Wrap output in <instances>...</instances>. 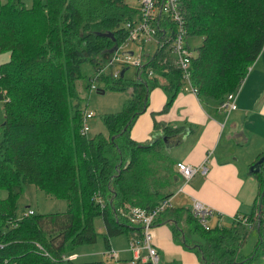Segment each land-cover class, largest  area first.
<instances>
[{
    "label": "trees",
    "instance_id": "1",
    "mask_svg": "<svg viewBox=\"0 0 264 264\" xmlns=\"http://www.w3.org/2000/svg\"><path fill=\"white\" fill-rule=\"evenodd\" d=\"M176 1L187 37H201L190 61L196 95L220 104L238 91L262 51L264 0ZM136 15L137 5L125 0H34L30 7L21 0L0 3V51L8 53L0 63V190L7 191L0 197L5 202L0 203L5 204L0 210V264H83L66 251L95 241V216L102 219L108 250L109 237L123 233L128 239L139 232V224L127 218L129 207L150 208L170 198L173 163L163 152L161 136L167 140L183 126L153 121L161 136L155 133L148 144L128 134L150 89L165 93L160 112L182 89L170 42L146 53L132 80L111 78L106 71L94 77L111 56L109 49L124 41V23ZM93 77L111 90L130 89V97L121 111L101 117L105 133L89 135L80 132L82 111L72 99L75 81ZM253 175L258 190L252 209L227 224L204 228L190 209L171 206L154 222H167L174 239L201 264H248L264 249V160ZM27 183L65 200L66 208L16 215V199ZM253 230V247L245 251ZM130 254L120 259L117 253L113 263H88L117 264L131 259Z\"/></svg>",
    "mask_w": 264,
    "mask_h": 264
},
{
    "label": "crops",
    "instance_id": "2",
    "mask_svg": "<svg viewBox=\"0 0 264 264\" xmlns=\"http://www.w3.org/2000/svg\"><path fill=\"white\" fill-rule=\"evenodd\" d=\"M259 63L260 67L255 68ZM164 101L162 89H150L146 96L147 104L134 118L128 134L133 141L148 144L155 133L161 136L160 132L153 130V121L183 126L177 135L163 141L168 156L173 154L171 207L189 209L192 201L198 200L215 211L212 215L214 224H227L222 220L229 219L230 222L233 217L248 212L251 199L257 194L258 181L254 180V191L255 188L257 190L253 195L251 183L246 182H253L251 176H255L249 172L244 175L241 167L253 163L264 153V46L236 92V108L227 115L216 102L203 103L196 94L182 89L169 108L160 112ZM179 161L191 166L203 163L206 171L204 174L195 173L183 183L175 169V163ZM152 231L160 264H201L191 249L174 239L167 222H154ZM123 235L125 242H115L114 246L110 241L113 236L108 238L110 245L119 251L120 259L131 255L127 237ZM251 246L244 249L249 251ZM248 264L263 263L255 258Z\"/></svg>",
    "mask_w": 264,
    "mask_h": 264
},
{
    "label": "built area",
    "instance_id": "3",
    "mask_svg": "<svg viewBox=\"0 0 264 264\" xmlns=\"http://www.w3.org/2000/svg\"><path fill=\"white\" fill-rule=\"evenodd\" d=\"M136 2L137 15L135 19L126 21L123 25L126 31L124 41L116 46L105 65L98 69L94 77L106 71L111 78H116L119 74V69H114L116 64H127L139 67L141 65L142 56L146 54L144 52V46L147 42L154 41L156 46L159 47L162 43L169 41L173 61L180 69L182 90L196 94V89L190 79V61L193 53L186 42L184 20L179 11L177 1L136 0ZM129 42H132L138 47L139 52L135 57H133L132 52L130 55H121L119 53ZM107 69H109V71H107ZM94 77L91 79L90 89L94 87L93 81L96 82V78ZM235 96L236 92H231L227 94L225 99L219 104V108H221L226 115L236 108ZM91 116L92 112L89 110L81 114V133H86L89 130L88 125L85 123V119ZM175 169L182 178L183 183H186L195 173L200 172L204 174L206 166L203 163L191 166L179 161L175 163ZM170 206V198H163L150 208L132 206L127 209L126 214L128 220L131 223L139 224L140 228L137 234L132 233L127 239L128 249L132 252L133 257L125 261H117V264H160L159 251L153 242L154 233L152 231V226L158 214ZM189 209L202 227L208 228L210 226L207 220L215 212L212 208L205 206L198 200H193ZM32 211V209L27 208L23 214L32 213ZM106 254L116 260V250L110 248L106 250ZM263 257L264 249L262 252V258Z\"/></svg>",
    "mask_w": 264,
    "mask_h": 264
},
{
    "label": "rangeland",
    "instance_id": "4",
    "mask_svg": "<svg viewBox=\"0 0 264 264\" xmlns=\"http://www.w3.org/2000/svg\"><path fill=\"white\" fill-rule=\"evenodd\" d=\"M4 0H0V3H2ZM26 7H30L34 0H21ZM43 2L44 0H40ZM127 4L134 6L137 5L136 0H125ZM178 5V2H177ZM179 8V6H178ZM180 11V9H179ZM187 45L189 49L194 53L195 46L199 45L201 42V37H187L185 36ZM156 46V43L154 41H149L144 46V52L149 53L150 55L153 54L154 48ZM132 52L133 57H135L138 54V47L134 45L132 42H129L126 47L121 49L119 53L122 55L124 52ZM8 59V53L6 51H0V63L4 62ZM143 60V56L141 58ZM122 66H124L122 68ZM88 67V65H83V68ZM260 63L256 65L255 68H259ZM118 68L119 72L121 69L124 70L123 72V81H129L134 79L135 77V71L136 67L133 65H121L116 64L114 66V69ZM87 71H92L90 68L87 69ZM109 71V69H107ZM119 75V74H118ZM91 79L83 80L82 78H79L75 81V94L72 99V105L76 102L78 103L79 109L82 111H91L92 116L90 118L85 119V123L88 125L89 130L87 133L89 135H92L97 132L105 133V128L102 124L101 117L105 114L110 113H116L122 110L123 103L130 97V89L127 90H111L105 87V83L102 82H94L93 80V88H87L86 84H91ZM103 89V93H99L96 91V89ZM205 103V102H203ZM3 106L2 102L0 101V124L3 122ZM107 134V133H106ZM162 137V136H161ZM163 152L168 153L164 148ZM173 154H170V158L172 159ZM250 165V164H249ZM248 165V166H249ZM248 166L244 165L241 167V171L244 175H248L247 172ZM251 176V175H249ZM257 182V179L253 176H251V181L253 182H246V184H250V188L253 189L252 194L256 193L257 188H255L254 191V184L255 181ZM15 191H19L18 187L13 188ZM7 194V191L2 189L0 190V197L4 198V196ZM253 194V195H254ZM257 194L254 196V198L251 199L250 202V208L249 211L253 207L254 200L256 198ZM179 198V195L176 197ZM0 203H5L1 202ZM4 205L0 206V210L4 208ZM16 215L20 216V214L25 211L27 208H31L34 212L41 213V212H51V211H62L66 208V202L63 199L54 198L50 194H45L42 190L38 189L34 184L27 183L24 184V186L20 189V193L16 199ZM215 217H209L207 222L208 224L213 225L214 221L212 220ZM229 219H223L222 222L228 223ZM94 225L97 229L98 235L96 236L95 241L90 243H82L74 246L71 249H68L66 251V254L69 257H72L73 259L83 262V264H90L89 261H97L101 260L104 263H113L114 259L112 257L107 256L106 254V248L104 246L102 233H103V224L101 217L95 216L94 217ZM256 238V231H251L249 237L247 238L246 242L244 243L243 248H249L251 245V249L253 247L254 240ZM112 240V244H117L115 242H125V236L123 234H119L116 236H113L110 238V241ZM114 241V243H113ZM111 246L112 249L116 250ZM117 251V250H116ZM248 251V250H245ZM119 251H117L118 253ZM260 260H262V256L259 255L256 257Z\"/></svg>",
    "mask_w": 264,
    "mask_h": 264
},
{
    "label": "water",
    "instance_id": "5",
    "mask_svg": "<svg viewBox=\"0 0 264 264\" xmlns=\"http://www.w3.org/2000/svg\"><path fill=\"white\" fill-rule=\"evenodd\" d=\"M115 48V45H113L110 49H109V52H112ZM131 52L128 51V52H124L123 55H130ZM123 72L124 70L121 69L120 72H119V77H122L123 75ZM97 92L99 93H103L104 90H101V91H98V88L96 89ZM146 99V97H145ZM126 125L124 126L123 129H125ZM162 140L165 142L166 141V137L165 136H162ZM264 160V155H261L260 157H258V159H256L253 163H251L249 166H248V169H247V172L251 173V174H254V173H258L260 172L261 170V163L262 161ZM263 192V191H262ZM262 194V193H261ZM148 264V263H147Z\"/></svg>",
    "mask_w": 264,
    "mask_h": 264
}]
</instances>
